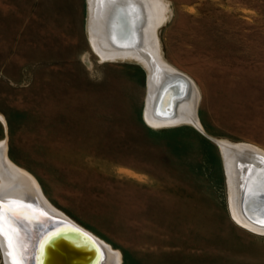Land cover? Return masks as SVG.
I'll return each instance as SVG.
<instances>
[{"label":"rangeland","instance_id":"1","mask_svg":"<svg viewBox=\"0 0 264 264\" xmlns=\"http://www.w3.org/2000/svg\"><path fill=\"white\" fill-rule=\"evenodd\" d=\"M87 1L0 0L8 158L120 264H264L214 140L264 149V0H165L162 57L195 82L200 127L144 119L147 69L99 57Z\"/></svg>","mask_w":264,"mask_h":264},{"label":"bare ground","instance_id":"2","mask_svg":"<svg viewBox=\"0 0 264 264\" xmlns=\"http://www.w3.org/2000/svg\"><path fill=\"white\" fill-rule=\"evenodd\" d=\"M88 5L90 41L99 57L102 60L134 59L147 69L148 93L144 113L148 123L158 127L186 122L198 127L199 93L195 82L162 57L157 27L167 19L165 0H88ZM166 71L182 73L190 79V83L186 84V89L181 82L175 81L174 90L164 99L171 107L175 104V113L160 117L153 113L154 89ZM0 118L3 120L1 114ZM214 140L220 144L230 180L234 187L237 186L236 198L232 196L230 200L233 217L241 225L264 233V149L250 143ZM5 147L0 141V203L11 208L12 213L7 208L0 209L1 248L7 264H28V248L41 214L69 219L48 204L37 180L8 158ZM247 189L254 191L244 194ZM20 209L25 212L21 214ZM50 236L51 233H48L36 239L38 244L35 246L34 264H56L57 252L54 250L46 259L47 245L53 239ZM94 240L102 250L104 264H120L121 254L118 250L97 238ZM65 263L78 264L66 260Z\"/></svg>","mask_w":264,"mask_h":264},{"label":"water","instance_id":"3","mask_svg":"<svg viewBox=\"0 0 264 264\" xmlns=\"http://www.w3.org/2000/svg\"><path fill=\"white\" fill-rule=\"evenodd\" d=\"M164 74L165 76L161 80L160 84L155 86L154 90L156 94H154L155 96L153 97V113L160 117L173 116L175 113V104H173L171 107L164 102V99L167 97L168 93H171L174 90L176 83L175 81L181 82L182 85L186 87V89L187 85L190 83V79L182 73L166 71ZM147 79L148 77L146 74V85L148 86ZM206 135L211 137L208 134ZM211 138L213 139V137ZM253 191L254 190L252 189H247L244 194H248ZM41 215L42 218L36 221V226L38 227L36 228V233L34 234L35 236H33V239L30 243L32 246L30 245L28 248V257L30 258L28 264H34V259L36 258L37 247L35 246L38 244L36 239L43 238L48 233H51L53 239L51 240L50 244L47 245L48 248L46 247V259L48 255L52 254V251L54 250L57 252V256L54 260L56 264H66L65 260L72 263L77 262L78 264L102 263L101 261H103V253L99 243L94 240L86 230L81 228V226L77 225V223L71 220H65L63 218L54 217L45 213H42ZM35 241L36 243H34ZM50 250L51 252H49Z\"/></svg>","mask_w":264,"mask_h":264},{"label":"snow or ice","instance_id":"4","mask_svg":"<svg viewBox=\"0 0 264 264\" xmlns=\"http://www.w3.org/2000/svg\"><path fill=\"white\" fill-rule=\"evenodd\" d=\"M5 208H7V210L9 211L10 214L12 213V209L11 208H8V206L0 203V209H5ZM19 211L21 212V214H23L25 212L24 209H20ZM0 227H2V218H0Z\"/></svg>","mask_w":264,"mask_h":264},{"label":"crops","instance_id":"5","mask_svg":"<svg viewBox=\"0 0 264 264\" xmlns=\"http://www.w3.org/2000/svg\"><path fill=\"white\" fill-rule=\"evenodd\" d=\"M88 15H89V13H88V1H87V17H86V27H87V20H88ZM88 30V29H87Z\"/></svg>","mask_w":264,"mask_h":264}]
</instances>
